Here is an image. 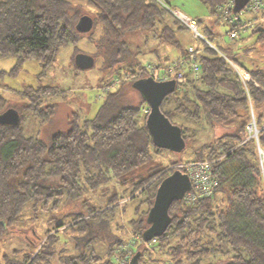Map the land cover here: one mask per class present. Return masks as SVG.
<instances>
[{"label": "trees", "instance_id": "16d2710c", "mask_svg": "<svg viewBox=\"0 0 264 264\" xmlns=\"http://www.w3.org/2000/svg\"><path fill=\"white\" fill-rule=\"evenodd\" d=\"M83 1L92 7V24L100 25V31L76 30L83 6H72L69 0H0V57L10 56L15 62L9 73L16 74L25 61L34 59L41 63L43 75L60 48L69 43L77 45L84 37L95 47L91 54L95 61L100 60L102 69L111 73L110 79L124 72L134 73L143 60L138 50L128 46L124 34L134 30L143 34L145 43L152 38L186 57L187 48L177 36V31L186 26L169 9L172 0ZM199 1L215 19L210 28L223 17L219 9L225 0ZM263 23L250 29L255 42L264 47ZM209 28L205 31L210 32ZM214 46L216 49L204 42L194 48L200 66L198 76L185 70V80L162 98L160 110L180 126L184 147L190 152L186 160H212L217 185L210 196L194 202L187 203L183 197L172 200L168 208L171 221L150 246L144 244L142 233L148 226L146 214L156 187L182 161L174 159L175 166L168 167L153 159L152 146L157 151L167 148L153 143L145 126L146 116L141 114L146 103L134 84L139 78L154 77V73L145 71L121 80L114 90L104 92L91 118L73 110L66 126L46 139L39 129L35 134H24L22 123L26 112L36 115L39 125L52 119L54 103L41 105V101L55 88L26 86L29 102L19 109L0 93V111L12 105L20 120L12 125L0 123V240L16 228L27 204L50 210L59 209L65 202L84 204L88 201L85 193L95 190L106 197L103 206H85L86 210L76 212L70 221L46 229L45 236L39 237L33 247L0 256V264H52L58 251L53 230L75 224L77 230L90 235L75 252L63 255L61 264H118L111 256L121 238L107 242L104 251L97 252L96 235L89 223L111 220L121 199L124 210L130 200H137L127 225L139 237L122 264H264V170L262 173L259 167L255 141L246 131L251 103L258 142L264 149V111L257 109L264 102V67H246L229 47ZM253 48L246 45L243 51ZM171 55L160 58L155 54L156 67L170 62ZM224 56L251 79L243 80ZM203 122L225 126L228 131L191 146L193 125ZM112 180L121 184L120 193L115 188L109 190L107 184ZM155 250L161 257L150 256ZM118 254L124 256V251Z\"/></svg>", "mask_w": 264, "mask_h": 264}, {"label": "rangeland", "instance_id": "374dc122", "mask_svg": "<svg viewBox=\"0 0 264 264\" xmlns=\"http://www.w3.org/2000/svg\"><path fill=\"white\" fill-rule=\"evenodd\" d=\"M69 1L72 6L76 4L83 6L82 14H88L89 9H92V7L87 5L83 0ZM171 5L173 9L181 10L188 16L196 17L199 20L198 30L203 35V38L200 36H193V31H190L187 27L180 28L177 31L180 42L183 43L186 48L189 46L192 48H197V46L201 47L204 45V42L213 45L217 44L222 47H229L231 53H235L236 57L240 59L246 67L251 68V66L254 67L256 65L260 68L264 67V47L255 42V36L251 33L250 27L246 30H239L235 38H230L227 31L231 28V23L225 18L220 17L215 21L214 26L209 28L210 22L215 19L210 16L209 10L206 8L205 4L201 3L199 0H172ZM234 14L242 19L254 18L252 13H247L244 9ZM261 21L264 22V20ZM206 27L209 28L210 32L205 31ZM92 30L93 33L100 31V25L93 26ZM124 34L128 46L134 51L138 50V56L142 58L144 62H157L154 56L155 54L170 56V53L177 52L174 47L153 40L152 38H149L145 43L143 34L140 31H127ZM250 44L255 46V48L250 49V51H243V47ZM77 48L82 49L78 51L86 53H91L95 50L92 44L86 42V37L81 39L77 45L69 43L60 48L54 63L45 70L43 75L41 63L34 59L25 61L16 74H10L9 70H11L15 63L13 58L10 56L0 57V70L4 71L2 75L0 74V93L9 100L10 104L15 103L14 106L16 108L19 109L25 102H29V96L25 91L26 86L42 87L48 85L55 88V92L45 94L41 101V105L54 103L56 110L52 115V119L44 123V125H39L40 120L38 117L36 115L33 116L30 112H26L27 115L22 123V131L24 134L32 135L39 129L40 136L46 139L47 136L58 130V128L66 126L69 112L73 110H76L81 116L91 118L101 104L105 94L104 92L106 91V89H104L105 85L108 84L109 89L113 90L118 86L119 83L111 84V73L105 68L102 69L100 67V60L95 61L94 65L90 66V68H77L73 60L75 54L78 52ZM115 76L116 75H113V77ZM257 109L264 111V102L258 104ZM193 127L195 131L192 138L193 141L190 143L191 146H197L202 142L208 141L228 131L225 126L212 125L206 122L193 125ZM151 148L154 152L153 159L161 162L163 165L166 164L168 167L186 162V157L190 156L188 147L180 152H173L168 149L157 151L153 146ZM174 159L182 161L173 165ZM107 185L109 190L115 188L117 193H120L122 189L121 184H119L117 180H112ZM112 185H114V187H112ZM84 197L88 199L84 204L79 201L65 202L62 203L59 209L43 210L40 208L39 204L36 206L27 204L22 211L21 220L16 225V228H12L6 236L0 240V256L11 254V251L14 249L21 252L28 249V247H33V245L39 241V237L45 236L44 232L46 229L55 228L63 221H70L76 212H84V210H86L85 206L90 205L99 208V206H103L106 202L104 193H98L97 190L85 193ZM136 202L137 200H130V202L125 205L124 210L123 207H120L123 203L121 199L118 202L119 209L115 211L111 220L98 219L97 221L94 220L96 223H89L93 234L96 235L94 247L97 252L104 251V248L108 244L107 242H111L114 239L117 241L121 238V240L118 241L120 243L115 245V254L111 256L112 260L118 264H122L124 257H128L131 254L132 249L136 247L139 239L138 235L133 232V230H130L127 225V220L131 217L133 205ZM77 225L78 224H75L72 227L62 226L53 230V233L57 235L55 249L58 251L54 254L55 258L52 259V264H61V257H63V255L75 252L77 246L81 245L89 237V233L84 234L77 230ZM126 243L127 246L123 245ZM153 243L154 242L144 244L150 246ZM120 249L124 251V256H119L118 252ZM150 256L153 258L161 257L156 250Z\"/></svg>", "mask_w": 264, "mask_h": 264}, {"label": "water", "instance_id": "95a60500", "mask_svg": "<svg viewBox=\"0 0 264 264\" xmlns=\"http://www.w3.org/2000/svg\"><path fill=\"white\" fill-rule=\"evenodd\" d=\"M249 0H233L232 10L237 13L245 7ZM92 16L81 14L75 23L76 30L86 33L93 26ZM75 66L86 69L93 66L95 59L91 53L78 51L74 58ZM134 86L141 92L145 103L149 106V112L145 119L153 143L160 148H167L171 151L180 152L185 147V141L181 136V128L170 120L160 110L162 98L173 91L176 87V79L156 80L148 75L136 80ZM19 112L16 108L8 107L0 111V123L17 124L19 122ZM191 181L187 172L175 168L166 175L158 184L155 190V196L146 218L148 226L142 233V239L149 241L166 231V227L171 221L168 214L169 204L176 198H181L190 188ZM128 264H132L131 262Z\"/></svg>", "mask_w": 264, "mask_h": 264}, {"label": "built area", "instance_id": "2783aa9c", "mask_svg": "<svg viewBox=\"0 0 264 264\" xmlns=\"http://www.w3.org/2000/svg\"><path fill=\"white\" fill-rule=\"evenodd\" d=\"M233 5V0H225V3L221 6L219 9L220 13L223 15V18H225L229 23H231V28L229 31H227V34L230 38H234L237 36V33L239 30H246L249 27H252L253 24L258 23V21L264 20V0H249L248 3L243 8L247 13H252L254 18L249 19H242L238 15L236 16L233 12L230 11V8ZM169 9L172 11L174 16L180 20L190 31H193V36H200L203 38V35L198 30V20H196L194 17H190L181 10ZM242 10V9H241ZM240 10V11H241ZM238 11V12H240ZM254 24V25H255ZM210 46H215L211 43H208ZM216 49V48H215ZM186 57L183 56L177 57L172 59L170 62L165 63L164 65L159 66V68L156 67L155 63H152L150 61L144 62L136 67V70L134 73L130 72H124L121 73L119 76H115L111 78V84H118L121 82V80H125L127 78H132L139 76L145 71H149L154 73V79L156 80H167L171 78L176 79V86H180V84L183 83L185 80L184 78V71L190 70V72L193 74V76H198L200 72V66L198 62L195 59L194 54V48L191 46L187 47ZM227 61L230 62V64L233 65L239 76L241 75L242 79L247 81L250 80V75L241 67H239L237 64H234L232 60L226 56H224ZM244 72L248 74L245 75ZM104 89L109 90L108 84L105 85ZM249 110L251 111V120L246 125V131L249 133V137H252L256 144V150L258 155V163L261 172L263 173L264 167V149L261 147V145L258 142V126L256 124V121L254 120V114L252 110V105L249 103ZM149 112V106L147 104H144L141 107V114L144 116H147ZM177 167L184 172H187L189 176V180L191 181L190 188L185 192L183 195V199L185 202H194L198 200L199 198L210 196V194L213 193L216 185L217 180H215L213 175V169H212V160L211 159H197V160H191L188 159L186 162L179 163ZM154 242V239H151L149 241H146V243H152ZM127 246L126 244H123ZM122 248V247H121ZM123 249V248H122ZM121 250V249H120ZM117 258V256H116ZM123 262V261H122ZM170 264V263H168Z\"/></svg>", "mask_w": 264, "mask_h": 264}, {"label": "crops", "instance_id": "0c3cea01", "mask_svg": "<svg viewBox=\"0 0 264 264\" xmlns=\"http://www.w3.org/2000/svg\"><path fill=\"white\" fill-rule=\"evenodd\" d=\"M172 54V59L176 58V57H180V55L176 52V53H171ZM160 58H164V56L159 55Z\"/></svg>", "mask_w": 264, "mask_h": 264}, {"label": "bare ground", "instance_id": "6f19581e", "mask_svg": "<svg viewBox=\"0 0 264 264\" xmlns=\"http://www.w3.org/2000/svg\"><path fill=\"white\" fill-rule=\"evenodd\" d=\"M244 74L248 76V74L246 72H244Z\"/></svg>", "mask_w": 264, "mask_h": 264}]
</instances>
